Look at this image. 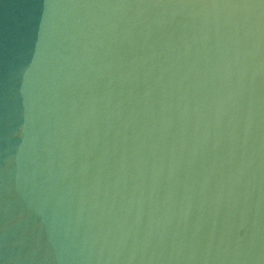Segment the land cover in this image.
Wrapping results in <instances>:
<instances>
[{"label":"water","instance_id":"obj_1","mask_svg":"<svg viewBox=\"0 0 264 264\" xmlns=\"http://www.w3.org/2000/svg\"><path fill=\"white\" fill-rule=\"evenodd\" d=\"M0 264H264V0H0Z\"/></svg>","mask_w":264,"mask_h":264}]
</instances>
